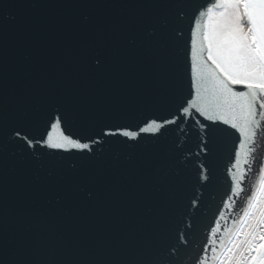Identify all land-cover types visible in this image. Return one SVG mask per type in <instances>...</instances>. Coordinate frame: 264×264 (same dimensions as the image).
I'll list each match as a JSON object with an SVG mask.
<instances>
[{
	"label": "water",
	"instance_id": "95a60500",
	"mask_svg": "<svg viewBox=\"0 0 264 264\" xmlns=\"http://www.w3.org/2000/svg\"><path fill=\"white\" fill-rule=\"evenodd\" d=\"M137 2L0 0V89L19 102L16 118L35 138L31 147L24 141L9 145L0 158V211L21 256L138 262L166 251L175 243L177 227L191 225L195 215L190 245L175 262L192 264L216 209L219 248L247 207L246 195L264 163V131L257 129L254 143L241 148L239 131L221 121L209 130L211 156L199 161L197 144L205 138L200 125L210 122L192 108L191 117L185 114L162 135L145 133L135 142L103 135L120 126L135 128L146 119L173 118L181 102L191 98L193 65L202 63L196 24L205 18L193 13L215 0H191L187 15L165 36L129 54L122 34L131 35L147 12ZM95 52L101 54L99 65ZM57 111L64 133L89 143L87 155H52L39 142ZM198 162L211 168V182L200 191ZM237 162L239 168L233 167ZM49 169L54 178L55 172L63 174L60 182L70 192L60 203L54 197L48 203L44 181L38 179ZM233 176H243L245 195L222 205L235 184ZM194 192L203 203L198 212L185 214ZM41 213L48 222L36 225Z\"/></svg>",
	"mask_w": 264,
	"mask_h": 264
},
{
	"label": "snow or ice",
	"instance_id": "6c2138e0",
	"mask_svg": "<svg viewBox=\"0 0 264 264\" xmlns=\"http://www.w3.org/2000/svg\"><path fill=\"white\" fill-rule=\"evenodd\" d=\"M136 6L147 12L131 35L122 34L129 54L135 53L142 45L150 43L158 36H165L173 23L187 15L186 9L191 6V0H138ZM193 16L205 19L196 24L199 29L202 63L199 66L193 65L195 78L193 92L189 94L191 98H185L181 102L176 109L177 114L171 119H161L159 122L156 119H146L135 128L120 126L108 129L103 132L104 136L123 137L124 141L135 142L145 133L162 135L169 124L182 121L185 114L191 117L193 113L189 108H192L210 122L200 125L205 130V138L197 144L196 159L199 161L201 157L207 160L211 156L212 140L209 130L221 121L239 131L243 137L239 144L241 148L249 142L254 143L257 129L264 131V0H215L214 3L196 8ZM192 35L195 37L197 32L193 30ZM93 55L95 63L99 65L101 54L95 52ZM195 55L194 52L193 59ZM18 103L0 89V158L7 153L11 144L24 141L31 147L34 143L35 138L29 137L16 118ZM63 123V116L59 111L50 116L49 129H46V135L39 142L45 149L51 150L52 155L74 151L87 155L89 143L65 134ZM235 154L239 155V152ZM239 166V162L233 165L236 168ZM260 171L262 184L258 191L253 190L251 195H246L247 208L243 209V216L240 217L242 221H246L244 239H228L226 243L221 238L219 248L216 246V228L213 225L220 212L218 207L205 226L208 235L203 237L198 249L192 253V264H264V207H261L264 202V167ZM38 179L44 181L42 189L49 196L48 203H51L52 197L56 203H60L62 198L66 199L70 195L68 188L60 182L64 179L62 173L55 172L54 178V169H49ZM232 179L235 184L221 198L222 205L231 204L234 198L245 195L241 186L243 176H233ZM196 182L200 186L196 191L211 182V168L208 164L197 163ZM88 196L92 198V193L89 192ZM202 203V196L194 192L185 214L189 211L198 212ZM235 210L233 205V211ZM146 211L150 213L152 209L148 208ZM192 221L191 225L181 224L177 227L175 243L169 244L166 251L138 262L108 259H33L17 253L8 238L5 217L0 211V264H175L181 250L190 245L189 232L195 226V215L192 216ZM47 222L48 217L41 213L34 223L45 225ZM235 223L233 220V224Z\"/></svg>",
	"mask_w": 264,
	"mask_h": 264
},
{
	"label": "rangeland",
	"instance_id": "374dc122",
	"mask_svg": "<svg viewBox=\"0 0 264 264\" xmlns=\"http://www.w3.org/2000/svg\"><path fill=\"white\" fill-rule=\"evenodd\" d=\"M258 187H260V185L257 186V188H256L257 191H258ZM246 219H247V218H246ZM242 222H243V221H242ZM242 222H241V224H242ZM241 224H240V226H241ZM240 226H239V227H240ZM244 226H246V221H244ZM236 232H237V231H236ZM236 232H235V234H236ZM235 234H234V235H235ZM233 237H234V236H233ZM242 237H243V236H242ZM239 238H240V234H239V235H235L234 239H233V238H232V239H233V240H237V239H239ZM243 239H244V237H243L241 240H243Z\"/></svg>",
	"mask_w": 264,
	"mask_h": 264
},
{
	"label": "bare ground",
	"instance_id": "6f19581e",
	"mask_svg": "<svg viewBox=\"0 0 264 264\" xmlns=\"http://www.w3.org/2000/svg\"><path fill=\"white\" fill-rule=\"evenodd\" d=\"M261 176H262V173L260 174V178H261ZM259 180H260V179H259ZM256 184H257V183H256ZM256 184H255V185H256ZM253 190H254V189H253ZM253 190H252V191H253ZM246 208H247V207H246ZM239 216H242V214H239Z\"/></svg>",
	"mask_w": 264,
	"mask_h": 264
}]
</instances>
